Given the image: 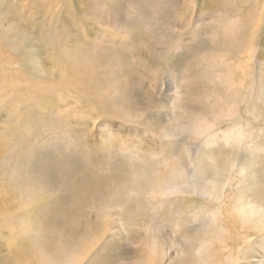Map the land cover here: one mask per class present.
<instances>
[{
    "label": "rangeland",
    "instance_id": "obj_1",
    "mask_svg": "<svg viewBox=\"0 0 264 264\" xmlns=\"http://www.w3.org/2000/svg\"><path fill=\"white\" fill-rule=\"evenodd\" d=\"M232 17L242 22V38L257 24L255 63L264 64V0H0V30L26 33L38 66L0 46V101H12L0 104V264L65 263L88 243L85 259L75 256L79 264L145 262L124 237H102L97 211L125 204L130 231L145 219L143 205L124 193L135 172L154 166L151 156L173 129L168 78L185 74L198 97L205 60L236 46L223 32ZM260 74L264 101V68ZM259 101L250 100L253 113L244 118L264 148ZM123 108L139 112L142 123L125 121ZM128 141L137 154L122 152ZM162 212L163 221V213L172 219Z\"/></svg>",
    "mask_w": 264,
    "mask_h": 264
},
{
    "label": "bare ground",
    "instance_id": "obj_2",
    "mask_svg": "<svg viewBox=\"0 0 264 264\" xmlns=\"http://www.w3.org/2000/svg\"><path fill=\"white\" fill-rule=\"evenodd\" d=\"M224 22V35L236 46L233 52L205 60V90L193 97L195 89L185 74L168 78L172 113L168 125L173 131L164 133L168 137L162 138L164 150L151 156L154 162L150 165L154 166L145 175L135 172L128 194L124 193L137 207H145L141 213L145 219L142 216L141 222L131 223L134 229L129 226L130 231L122 213L125 204L112 202L97 211L102 237L107 231L112 232V238L124 237L145 260L135 264H264V162L259 156L264 148L254 140L255 125L244 118L250 119L253 113L250 100L253 106L256 99L264 104L260 97L264 64L257 67L255 63L258 26L254 24L242 38L238 17ZM0 46L23 53L26 66L38 67L34 55L29 54L28 36L19 28L0 30ZM226 55L230 57L224 61ZM253 70L256 73L251 76ZM121 114L125 121L142 123L141 114L131 108H123ZM135 146L125 142L122 152L137 154ZM245 150L250 154L246 162L239 158ZM180 207L188 208L183 213ZM160 209L172 219L162 212L163 221ZM83 237L88 241L86 233ZM90 238V242L95 239L93 244L99 240ZM90 244H83L79 260L85 259ZM75 256L58 264L81 263Z\"/></svg>",
    "mask_w": 264,
    "mask_h": 264
},
{
    "label": "snow or ice",
    "instance_id": "obj_3",
    "mask_svg": "<svg viewBox=\"0 0 264 264\" xmlns=\"http://www.w3.org/2000/svg\"><path fill=\"white\" fill-rule=\"evenodd\" d=\"M185 166L187 167V165H185ZM192 171H194V169Z\"/></svg>",
    "mask_w": 264,
    "mask_h": 264
}]
</instances>
